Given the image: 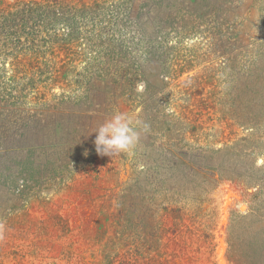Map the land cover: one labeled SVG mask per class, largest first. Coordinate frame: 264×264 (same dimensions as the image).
I'll list each match as a JSON object with an SVG mask.
<instances>
[{"label":"rangeland","instance_id":"1","mask_svg":"<svg viewBox=\"0 0 264 264\" xmlns=\"http://www.w3.org/2000/svg\"><path fill=\"white\" fill-rule=\"evenodd\" d=\"M0 264H264V0H0Z\"/></svg>","mask_w":264,"mask_h":264},{"label":"clouds","instance_id":"2","mask_svg":"<svg viewBox=\"0 0 264 264\" xmlns=\"http://www.w3.org/2000/svg\"><path fill=\"white\" fill-rule=\"evenodd\" d=\"M138 120L134 114L117 112L96 130L94 140L99 155L112 156L118 153L131 154L139 139L136 130Z\"/></svg>","mask_w":264,"mask_h":264}]
</instances>
